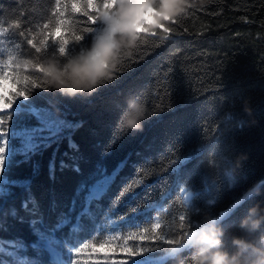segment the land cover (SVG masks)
Wrapping results in <instances>:
<instances>
[{"label":"trees","instance_id":"trees-1","mask_svg":"<svg viewBox=\"0 0 264 264\" xmlns=\"http://www.w3.org/2000/svg\"><path fill=\"white\" fill-rule=\"evenodd\" d=\"M84 3L0 0L13 91L29 92L0 114L10 117L0 241L36 255L37 231L71 249L144 231L143 252L121 264H196L214 251L264 264V0H181L155 26L119 28L110 75L70 94V62L95 71L106 59H88L100 14ZM136 105L144 114L130 128ZM209 230L219 249L198 242Z\"/></svg>","mask_w":264,"mask_h":264},{"label":"rangeland","instance_id":"rangeland-1","mask_svg":"<svg viewBox=\"0 0 264 264\" xmlns=\"http://www.w3.org/2000/svg\"><path fill=\"white\" fill-rule=\"evenodd\" d=\"M111 3L114 10L109 9L106 15H102V6L101 12H99V20L96 22L91 33L92 44L87 52V56L93 67L100 65L99 55L103 51L99 46L107 45L110 47L112 37L119 28L132 30L139 23L140 26L136 28V31H140L144 24L157 25V21L153 20L152 17L148 18L150 16L145 12V6L141 0H111ZM121 8H123V12L118 15V13H121ZM154 10L153 5L151 8H148V11ZM140 13H143L145 16L142 23L139 18ZM2 35L3 33L0 29V93L6 94L7 89L13 91L14 88L11 80L9 82L3 81L5 76L11 79V74L8 63L4 62L3 59V55L7 53L4 51ZM18 133H15V136ZM5 139L7 140L6 136L0 137V141ZM8 150L9 145L7 141V151L4 154L3 167L8 159ZM183 196L184 200L187 201L189 194L186 190H183ZM199 232V230H196L190 236L196 235ZM149 237L144 231H138L129 236H121L118 232L113 233L109 231L98 246L71 249L65 246L53 234H45L37 231L33 247L38 249L36 251L37 254H46L45 264H121V261L126 260L123 256L129 253L125 249H134V251L142 253L143 250L139 243ZM24 250L25 248L12 241H0V253L9 258V262L5 264H42L38 261L37 254L29 255Z\"/></svg>","mask_w":264,"mask_h":264},{"label":"clouds","instance_id":"clouds-1","mask_svg":"<svg viewBox=\"0 0 264 264\" xmlns=\"http://www.w3.org/2000/svg\"><path fill=\"white\" fill-rule=\"evenodd\" d=\"M141 2L144 4V10L147 12L148 16L159 22H163V17L166 14L178 13V10L183 8L181 0H151V6L154 4L155 10L148 11L149 0H141ZM143 19L144 18L141 19V23L143 22ZM139 26L140 24L138 23L136 27L132 29L133 34L135 33L136 28ZM121 35H123V33H121ZM99 47L103 51L106 59L103 63H101L100 67L95 69V71H90L88 67L89 62L87 60H85L82 64H78L76 62H70L68 64V68L72 76V83L68 85L70 94L79 91L82 88L92 90L100 80L107 78L110 75V73L107 71V67L111 66L110 62L112 61L116 50L112 49L109 51L107 45H100ZM45 72L51 73L53 80L59 82L57 84L58 87H62L64 85L65 82L62 79L63 72L58 65L49 62ZM133 107L134 115L127 120V124L130 128H139L140 125L138 122V117L143 116L144 109L139 105ZM198 242L208 245L213 249H219L221 244V241L217 239V233L212 230L206 232L202 231L198 238ZM236 243L240 242L237 241ZM195 259L196 264H232L228 254L222 251H214L210 255L201 254Z\"/></svg>","mask_w":264,"mask_h":264},{"label":"snow or ice","instance_id":"snow-or-ice-1","mask_svg":"<svg viewBox=\"0 0 264 264\" xmlns=\"http://www.w3.org/2000/svg\"><path fill=\"white\" fill-rule=\"evenodd\" d=\"M102 5H103L102 15H106L109 9L114 10L111 0H102ZM88 7H91L96 12H101V5L100 3L97 2V0H90V3L87 2V0H85L84 8H88ZM148 7L151 8V0H149ZM80 9H81V5L77 4L75 6V10L79 11ZM122 12H123V8H121V13H118V15L122 14ZM85 14H87V12ZM171 15H172L171 13L166 14L163 17V20L170 19ZM139 18L140 19L145 18L144 14L140 13ZM93 19H95V17H93ZM10 80L13 86H15L16 81L14 79H9V77L7 76L3 78L4 82H9ZM28 93L29 92L27 90L21 91L18 87H16L15 91H12L11 89H7L6 94L0 93V102H2L0 103V114L9 112L18 99L21 98L27 99ZM8 119H10V117ZM8 119H5L3 115H0V136H7V130L5 129L4 125L8 123ZM6 151H7V140L5 139L3 141H0V171L3 170V159ZM85 247H89V246L85 245ZM125 251H128L131 254L132 252H134V249L132 250L125 249Z\"/></svg>","mask_w":264,"mask_h":264}]
</instances>
